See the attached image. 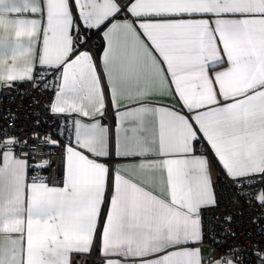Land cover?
Returning <instances> with one entry per match:
<instances>
[{
    "label": "snow or ice",
    "instance_id": "1",
    "mask_svg": "<svg viewBox=\"0 0 264 264\" xmlns=\"http://www.w3.org/2000/svg\"><path fill=\"white\" fill-rule=\"evenodd\" d=\"M25 85L48 115L0 107V264H264V0H0V96Z\"/></svg>",
    "mask_w": 264,
    "mask_h": 264
},
{
    "label": "built area",
    "instance_id": "2",
    "mask_svg": "<svg viewBox=\"0 0 264 264\" xmlns=\"http://www.w3.org/2000/svg\"><path fill=\"white\" fill-rule=\"evenodd\" d=\"M5 96L13 97L15 104L13 105L11 101L4 99ZM49 99L50 97L47 95H41L38 92H34L31 85H25L18 92H4L3 96H0V107L8 109L13 115H15L17 120L20 122L19 130L26 131L28 127L36 124L37 117H40L42 122L43 118L48 115L45 105ZM37 101H39V104H37ZM11 126L15 127V125ZM49 130H51L50 120L43 126V131ZM53 159H55V157H53ZM58 172H60V167L57 164V166L52 169L50 175L53 179L62 180V175L59 177L57 176ZM215 181L217 184V192L223 196L221 202L222 206L220 207L219 212L224 213L227 208V211L236 217V226L237 228L242 229L241 231H237V236L243 241L245 232L252 230L254 233L256 231V229L253 228V225L249 223V220L252 218V212H254L255 209L247 207L242 201L239 200L236 194L226 183V178L224 175L220 176ZM229 205L231 206L228 207ZM209 224L212 225L211 220L209 221ZM214 230H216L215 226L212 225L209 228V231L211 232ZM224 231L227 232L229 229L225 228ZM205 243L214 249V245L210 241H206ZM246 243L250 244V241H247ZM232 246V244L229 245V247Z\"/></svg>",
    "mask_w": 264,
    "mask_h": 264
},
{
    "label": "crops",
    "instance_id": "3",
    "mask_svg": "<svg viewBox=\"0 0 264 264\" xmlns=\"http://www.w3.org/2000/svg\"><path fill=\"white\" fill-rule=\"evenodd\" d=\"M98 41L100 42V45H99V42ZM91 44H92L94 50L101 49L103 47V44H104V40H103L102 33L100 35L93 36V38L91 40ZM164 103H169V101L168 100H165ZM212 171H213V179L214 180H216L217 177L219 178L220 176L223 175V173L221 171H219L215 167V165L213 166ZM105 211H106V209H105ZM203 252H204L205 255L215 254V250L213 248H211L206 243H204ZM73 259L75 260L76 264H85V261H89V260L95 259V257L83 256V257L77 258V257L74 256Z\"/></svg>",
    "mask_w": 264,
    "mask_h": 264
},
{
    "label": "trees",
    "instance_id": "4",
    "mask_svg": "<svg viewBox=\"0 0 264 264\" xmlns=\"http://www.w3.org/2000/svg\"><path fill=\"white\" fill-rule=\"evenodd\" d=\"M98 42H99V41H98ZM98 42H97V43H98ZM99 45H100V42H99Z\"/></svg>",
    "mask_w": 264,
    "mask_h": 264
}]
</instances>
